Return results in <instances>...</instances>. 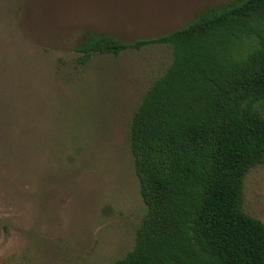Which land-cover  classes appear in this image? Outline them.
Masks as SVG:
<instances>
[{"label":"rangeland","instance_id":"374dc122","mask_svg":"<svg viewBox=\"0 0 264 264\" xmlns=\"http://www.w3.org/2000/svg\"><path fill=\"white\" fill-rule=\"evenodd\" d=\"M228 0H0V264H113L147 207L131 151L133 115L173 60L168 44L96 55L89 32L132 42ZM245 209L264 221V165Z\"/></svg>","mask_w":264,"mask_h":264},{"label":"trees","instance_id":"16d2710c","mask_svg":"<svg viewBox=\"0 0 264 264\" xmlns=\"http://www.w3.org/2000/svg\"><path fill=\"white\" fill-rule=\"evenodd\" d=\"M154 44L171 45L173 60L130 127L147 210L113 264H264V221L244 205L247 175L264 165V0L208 6L132 42L89 32L76 63Z\"/></svg>","mask_w":264,"mask_h":264}]
</instances>
